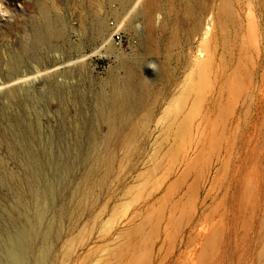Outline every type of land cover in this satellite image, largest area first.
<instances>
[{"label":"rangeland","instance_id":"1","mask_svg":"<svg viewBox=\"0 0 264 264\" xmlns=\"http://www.w3.org/2000/svg\"><path fill=\"white\" fill-rule=\"evenodd\" d=\"M21 245L264 264V0H0V264Z\"/></svg>","mask_w":264,"mask_h":264},{"label":"bare ground","instance_id":"2","mask_svg":"<svg viewBox=\"0 0 264 264\" xmlns=\"http://www.w3.org/2000/svg\"><path fill=\"white\" fill-rule=\"evenodd\" d=\"M116 27H119V26H116ZM118 29L119 28H117V30ZM122 116H123V112H121V114H120V117H122ZM105 121L108 124V136H109V138H111V137L118 138L121 134L122 128L124 127V119L120 118V121H119L118 118H116V115L112 114V115L106 116ZM120 127H121V129H120ZM37 214H39V213H37ZM37 216H39V215H37ZM46 237H47V235H46ZM14 242H13V245H14ZM17 245H18V243H16V246ZM13 248H16V247L13 246ZM19 249L20 250L18 252H13L12 249H11L12 251H10V249H9V252H10L9 256L11 257V264H24V262L27 258V253L24 251L23 245H21ZM41 258L42 259L44 258V251H42L40 253L37 264L42 263Z\"/></svg>","mask_w":264,"mask_h":264},{"label":"built area","instance_id":"3","mask_svg":"<svg viewBox=\"0 0 264 264\" xmlns=\"http://www.w3.org/2000/svg\"><path fill=\"white\" fill-rule=\"evenodd\" d=\"M123 41V36L120 32H116L114 35H113V42L116 43V44H120L122 43Z\"/></svg>","mask_w":264,"mask_h":264},{"label":"clouds","instance_id":"4","mask_svg":"<svg viewBox=\"0 0 264 264\" xmlns=\"http://www.w3.org/2000/svg\"><path fill=\"white\" fill-rule=\"evenodd\" d=\"M151 67V65H149Z\"/></svg>","mask_w":264,"mask_h":264}]
</instances>
